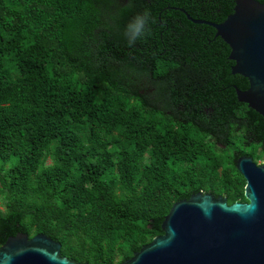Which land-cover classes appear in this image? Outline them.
<instances>
[{"label":"trees","instance_id":"trees-1","mask_svg":"<svg viewBox=\"0 0 264 264\" xmlns=\"http://www.w3.org/2000/svg\"><path fill=\"white\" fill-rule=\"evenodd\" d=\"M234 1L0 0V247L43 234L122 264L192 194L246 203L235 164L264 120L236 99L229 47L176 10L219 24Z\"/></svg>","mask_w":264,"mask_h":264},{"label":"water","instance_id":"water-1","mask_svg":"<svg viewBox=\"0 0 264 264\" xmlns=\"http://www.w3.org/2000/svg\"><path fill=\"white\" fill-rule=\"evenodd\" d=\"M215 31L230 49L231 74L246 79L244 91L233 86L238 103L264 120V4L235 0L219 24L192 19ZM236 169L245 181L246 203L227 204L198 192L172 205L155 237L122 264H264V164L240 157ZM61 245L38 234L9 237L0 247V264H80L60 256Z\"/></svg>","mask_w":264,"mask_h":264},{"label":"clouds","instance_id":"clouds-1","mask_svg":"<svg viewBox=\"0 0 264 264\" xmlns=\"http://www.w3.org/2000/svg\"><path fill=\"white\" fill-rule=\"evenodd\" d=\"M148 24V13L137 15L135 19L128 24L126 35L128 36L129 43H134L138 38L142 37L146 32Z\"/></svg>","mask_w":264,"mask_h":264},{"label":"flooded vegetation","instance_id":"flooded-vegetation-1","mask_svg":"<svg viewBox=\"0 0 264 264\" xmlns=\"http://www.w3.org/2000/svg\"><path fill=\"white\" fill-rule=\"evenodd\" d=\"M257 150H261L262 152V157L260 158L259 155H256L255 153ZM241 157H248L251 158L253 163L257 166L263 165V160H264V147L262 145H257L253 144L249 147V150H247V154ZM240 158V157H239ZM210 194V193H209ZM212 195V194H211ZM219 197V196H218ZM222 197V196H221ZM216 198V197H215Z\"/></svg>","mask_w":264,"mask_h":264},{"label":"rangeland","instance_id":"rangeland-1","mask_svg":"<svg viewBox=\"0 0 264 264\" xmlns=\"http://www.w3.org/2000/svg\"><path fill=\"white\" fill-rule=\"evenodd\" d=\"M256 155H259L260 158L262 157V152L261 150H257V152L255 153ZM50 162L48 161L47 164H49Z\"/></svg>","mask_w":264,"mask_h":264},{"label":"built area","instance_id":"built-area-1","mask_svg":"<svg viewBox=\"0 0 264 264\" xmlns=\"http://www.w3.org/2000/svg\"><path fill=\"white\" fill-rule=\"evenodd\" d=\"M263 163H264V160H263Z\"/></svg>","mask_w":264,"mask_h":264}]
</instances>
